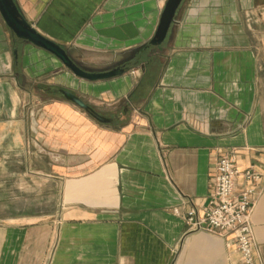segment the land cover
I'll list each match as a JSON object with an SVG mask.
<instances>
[{
	"label": "crops",
	"instance_id": "obj_1",
	"mask_svg": "<svg viewBox=\"0 0 264 264\" xmlns=\"http://www.w3.org/2000/svg\"><path fill=\"white\" fill-rule=\"evenodd\" d=\"M166 1L14 0L81 69H124L96 82L0 16V264H242L231 237L185 218L206 209L222 156L264 177V0H184L149 47ZM257 190L264 264V178Z\"/></svg>",
	"mask_w": 264,
	"mask_h": 264
},
{
	"label": "built area",
	"instance_id": "obj_2",
	"mask_svg": "<svg viewBox=\"0 0 264 264\" xmlns=\"http://www.w3.org/2000/svg\"><path fill=\"white\" fill-rule=\"evenodd\" d=\"M214 169L207 207L202 215L192 208L186 215V225L194 232L231 237L242 264H256L250 217L263 176L251 169L239 171L232 155L222 156ZM239 177L243 178L245 185L237 191Z\"/></svg>",
	"mask_w": 264,
	"mask_h": 264
},
{
	"label": "water",
	"instance_id": "obj_3",
	"mask_svg": "<svg viewBox=\"0 0 264 264\" xmlns=\"http://www.w3.org/2000/svg\"><path fill=\"white\" fill-rule=\"evenodd\" d=\"M184 0H167L164 9L161 13L155 34L149 41V47H159L165 41L171 25L174 23L176 13ZM0 16L4 23L11 31L13 36L25 43H28L36 48H39L53 57H55L66 69H68L75 77L96 82L112 79L124 73V69L117 67L106 72L94 73L87 72L81 69L67 54V52L58 44L48 40L40 35L20 14L14 0H0ZM66 101L72 103L78 109L84 111L88 116L100 124H110L111 119H108L92 107L84 103L79 97L74 94L55 90Z\"/></svg>",
	"mask_w": 264,
	"mask_h": 264
},
{
	"label": "rangeland",
	"instance_id": "obj_4",
	"mask_svg": "<svg viewBox=\"0 0 264 264\" xmlns=\"http://www.w3.org/2000/svg\"><path fill=\"white\" fill-rule=\"evenodd\" d=\"M122 64H125L127 67H131L132 66V64H129V62H122V63H120L119 64V66L120 65H122ZM117 66V65H116ZM113 68V67H112ZM133 71H136V70H131L130 72H133ZM253 171V170H252ZM256 173V172H255ZM258 174V173H257ZM264 178V177H263ZM258 191V190H257ZM257 194V193H256ZM256 196V195H255ZM254 203V202H253Z\"/></svg>",
	"mask_w": 264,
	"mask_h": 264
}]
</instances>
